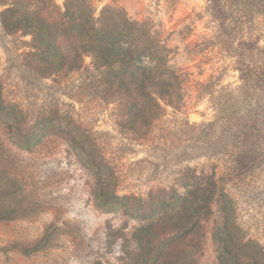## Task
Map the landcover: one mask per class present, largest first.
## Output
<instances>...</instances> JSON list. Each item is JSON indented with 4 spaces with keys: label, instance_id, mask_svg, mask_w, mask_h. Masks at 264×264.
<instances>
[{
    "label": "rangeland",
    "instance_id": "374dc122",
    "mask_svg": "<svg viewBox=\"0 0 264 264\" xmlns=\"http://www.w3.org/2000/svg\"><path fill=\"white\" fill-rule=\"evenodd\" d=\"M94 5L97 15L104 6L122 9L161 33L184 77V101L134 133L123 127L118 105L100 98L95 78L78 72L43 80L14 67L31 37L16 42L0 23L5 102L55 130L41 141L31 136L27 148L14 123L0 118V264L135 262L132 235L147 222L117 205H98L105 179L120 197L147 198L176 182L213 176L216 196L200 229L197 264H218L214 231L226 219L264 253V0ZM72 124L89 136L93 157L72 146L84 141ZM103 164L109 168L98 171Z\"/></svg>",
    "mask_w": 264,
    "mask_h": 264
},
{
    "label": "trees",
    "instance_id": "16d2710c",
    "mask_svg": "<svg viewBox=\"0 0 264 264\" xmlns=\"http://www.w3.org/2000/svg\"><path fill=\"white\" fill-rule=\"evenodd\" d=\"M6 5L0 12L6 35L18 36L16 42L31 37L28 50L17 57L19 64L14 61L12 65L43 80L78 72L95 78L100 98L113 101L122 111L124 128L134 133L146 129L167 107L175 108L184 101L185 80L171 64V49L147 22L133 20L111 6H104L97 15L94 0H63L62 5L57 0H0V6ZM87 58L91 59L89 65ZM1 117L14 123L13 134L24 137L27 148L34 143L31 136L37 135L41 141L46 131L55 133L51 126L43 125L45 118L31 123L22 109L6 103L0 84ZM72 128L84 140H72V146L93 157L96 151L87 143L89 136L76 125ZM103 167L109 168L103 164L98 171ZM111 185L112 179H105L98 186V205H117L125 215L147 222L132 235L136 245L132 264H197L200 229L212 213L216 196L213 176H194L169 189L150 192L147 198L120 197ZM214 244L218 264H264L263 251L242 236L234 221L226 219L216 228Z\"/></svg>",
    "mask_w": 264,
    "mask_h": 264
}]
</instances>
